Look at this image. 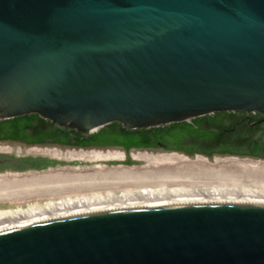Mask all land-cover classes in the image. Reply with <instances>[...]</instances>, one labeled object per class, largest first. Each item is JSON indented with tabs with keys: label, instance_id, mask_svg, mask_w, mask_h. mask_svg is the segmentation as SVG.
<instances>
[{
	"label": "water",
	"instance_id": "95a60500",
	"mask_svg": "<svg viewBox=\"0 0 264 264\" xmlns=\"http://www.w3.org/2000/svg\"><path fill=\"white\" fill-rule=\"evenodd\" d=\"M226 110L264 114V0H0L1 118L35 112L91 131ZM0 153L56 161L45 168L71 160ZM0 264H264V202H164L12 225L0 229Z\"/></svg>",
	"mask_w": 264,
	"mask_h": 264
},
{
	"label": "rangeland",
	"instance_id": "374dc122",
	"mask_svg": "<svg viewBox=\"0 0 264 264\" xmlns=\"http://www.w3.org/2000/svg\"><path fill=\"white\" fill-rule=\"evenodd\" d=\"M7 146H20L22 149L34 147L33 145L22 147L16 142L0 140V152L9 153L14 151L13 148L3 149V147ZM54 147L61 150L94 149L103 152L109 150L111 152H117L118 154L108 157H85V159L84 157H71L70 164L58 167L0 173V177L3 175L2 179H11L13 177L16 178L15 181L21 179L22 176L50 175L52 178L50 179L51 181L46 182L45 184L56 186L57 189H59V192H57L58 194L55 193L53 196L42 194V196H38L39 199H32L34 196L15 200L1 198L0 212L8 209H17V206L19 205L26 207L28 203L37 200L44 204V202L49 201L51 197L54 198L55 202H60L66 198L77 200L95 196H109L110 194L122 196L123 194L135 193L157 194L160 192L176 191L193 192L196 190L209 192H264V169L229 162L223 159L225 157H235L237 159L259 160L264 162V158L252 157L249 155H227L215 153L209 157L201 154L205 159L200 160L197 159L196 155H187L181 151L163 149L160 147L152 149H122L117 146L63 147L54 145ZM36 148L44 147L38 146ZM138 150L147 152L151 151L153 153L177 152L178 154H183L185 158L182 160L148 161L142 158H135L131 155L132 152ZM19 151L22 150L20 149ZM215 157H218L219 161L218 159L214 160ZM126 159H129V162H125ZM18 181L19 182L10 183L0 182V191L26 187L20 183V180Z\"/></svg>",
	"mask_w": 264,
	"mask_h": 264
},
{
	"label": "trees",
	"instance_id": "16d2710c",
	"mask_svg": "<svg viewBox=\"0 0 264 264\" xmlns=\"http://www.w3.org/2000/svg\"><path fill=\"white\" fill-rule=\"evenodd\" d=\"M13 138L28 143L49 138L53 142L84 147H160L264 157V114L258 111H213L186 120L133 128L112 120L92 131L62 126L35 112L0 117V140ZM36 158L39 166L56 162L45 157ZM125 162H129V159Z\"/></svg>",
	"mask_w": 264,
	"mask_h": 264
},
{
	"label": "bare ground",
	"instance_id": "6f19581e",
	"mask_svg": "<svg viewBox=\"0 0 264 264\" xmlns=\"http://www.w3.org/2000/svg\"><path fill=\"white\" fill-rule=\"evenodd\" d=\"M26 147V146H24ZM21 148L20 146L15 147H3V149L13 148L15 151L24 150V151H42L50 152L57 155H63L67 157H88V158H97V157H108L115 156L117 152L111 151H100V150H75V149H66L61 150L57 147H48L42 146L44 148ZM6 149V150H7ZM120 155V154H119ZM135 158H142L148 161L156 160H182L185 158L183 154H178L177 152H164V153H153L147 151H135L131 154ZM197 159L204 160L205 158L201 154H196ZM219 161L218 157H215L214 160ZM226 161L240 163L244 165H250L253 167H258L264 169V162L259 160H249V159H237L235 157H225L223 158ZM225 161V162H226ZM175 162V161H174ZM204 162V161H202ZM222 162V161H220ZM224 162V161H223ZM230 164V163H229ZM232 165V164H231ZM3 175L0 177V182H19L20 180L22 187L19 189H11L6 191H0V199H21L24 197H32L39 199L38 196L42 194H47L48 196H53L55 193L59 192L56 186L46 185V182L51 181L50 175H30L22 176L21 179L15 181L16 178H3ZM54 177V176H53ZM57 177V176H56ZM60 177V176H59ZM58 194V193H57ZM47 198V197H46ZM29 199V198H28ZM201 200H231V201H256L264 202V192H249V191H193V192H160V193H135V194H123L122 196H115L110 194L109 196H95L91 198L84 199H63L60 202H55L54 198H50L49 201L40 203L38 200L32 203H28L26 207L19 205L17 209H8L0 212V229L12 225H19L28 223L30 221L40 220L47 217L59 216L68 213H74L78 211H86L92 209H101V208H110V207H121V206H133V205H146V204H155V203H164V202H179V201H201ZM27 202V201H25Z\"/></svg>",
	"mask_w": 264,
	"mask_h": 264
},
{
	"label": "flooded vegetation",
	"instance_id": "af4514ba",
	"mask_svg": "<svg viewBox=\"0 0 264 264\" xmlns=\"http://www.w3.org/2000/svg\"><path fill=\"white\" fill-rule=\"evenodd\" d=\"M2 140L9 141V142H16V143L20 144L21 146H23V145L29 146V145H33V144L37 145V144H45V143L54 144L57 146L65 145V143L53 142L49 138H45L43 141H40V142H30V143L24 142L20 139H14V138L13 139H2ZM0 157L4 158V160L0 162V171L5 169V168H12V169H17V170H24L27 168L41 169V168H45L51 164V163H45V164L39 166L40 163L37 160V158L36 157H30V156L12 157L10 154L0 153ZM8 157H12V159L17 162V165L13 162L7 161L6 159Z\"/></svg>",
	"mask_w": 264,
	"mask_h": 264
}]
</instances>
